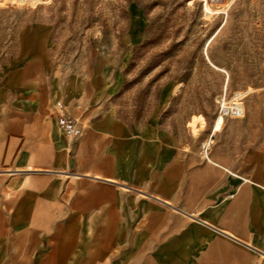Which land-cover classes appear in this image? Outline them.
I'll return each mask as SVG.
<instances>
[{
	"label": "crops",
	"instance_id": "1",
	"mask_svg": "<svg viewBox=\"0 0 264 264\" xmlns=\"http://www.w3.org/2000/svg\"><path fill=\"white\" fill-rule=\"evenodd\" d=\"M37 25L0 56V264H264V113L184 123L176 81L136 119L118 53L142 38L63 59Z\"/></svg>",
	"mask_w": 264,
	"mask_h": 264
},
{
	"label": "rangeland",
	"instance_id": "2",
	"mask_svg": "<svg viewBox=\"0 0 264 264\" xmlns=\"http://www.w3.org/2000/svg\"><path fill=\"white\" fill-rule=\"evenodd\" d=\"M206 1L213 10L208 15ZM34 24L48 29L47 43L63 59L84 44L121 46L127 28L125 45L142 38L118 53L120 108L136 119L157 103L164 83L176 81L184 123L190 111L199 114L193 125L212 123L221 97L230 104L237 92L245 93L238 100L248 123L259 122L264 113V0H43L35 9L18 3L0 10V56Z\"/></svg>",
	"mask_w": 264,
	"mask_h": 264
},
{
	"label": "built area",
	"instance_id": "3",
	"mask_svg": "<svg viewBox=\"0 0 264 264\" xmlns=\"http://www.w3.org/2000/svg\"><path fill=\"white\" fill-rule=\"evenodd\" d=\"M18 3H20L22 6L26 7L27 9H35L43 4V0H0V10L11 9L15 7ZM221 112L224 114V116L241 117L244 114V107H239L236 110L228 108L225 111V109L221 105ZM58 123L59 125L62 126L66 135L69 138H76L80 136L83 132V128L81 124L75 119L61 116L58 119Z\"/></svg>",
	"mask_w": 264,
	"mask_h": 264
},
{
	"label": "bare ground",
	"instance_id": "4",
	"mask_svg": "<svg viewBox=\"0 0 264 264\" xmlns=\"http://www.w3.org/2000/svg\"><path fill=\"white\" fill-rule=\"evenodd\" d=\"M205 3H206L205 14L208 15V14L212 13L213 10L210 7L209 1H206ZM244 95H245V93H243V92H237L235 97L233 98V100L230 102V104H228L226 102V98L221 97L220 102L222 104V107L225 109V111L228 108L236 110L239 107H244L242 101L238 100L240 97H242ZM236 103H238V104H236ZM220 114L225 118V116H224V114L222 112H220ZM209 149H210L209 144L205 142L203 144V149H202V157L203 158L208 159Z\"/></svg>",
	"mask_w": 264,
	"mask_h": 264
}]
</instances>
